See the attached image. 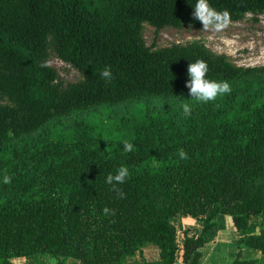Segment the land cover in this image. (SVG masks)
I'll return each instance as SVG.
<instances>
[{"label": "trees", "instance_id": "16d2710c", "mask_svg": "<svg viewBox=\"0 0 264 264\" xmlns=\"http://www.w3.org/2000/svg\"><path fill=\"white\" fill-rule=\"evenodd\" d=\"M230 21L263 13L264 0H209ZM194 0H0V261L52 255L57 263L125 264L146 244L175 264L177 217L203 225L184 231L183 264H198L205 234L220 215L240 234L232 264H259L245 249L264 253V65L238 66L199 42L146 46L145 22L157 29L201 25ZM52 56L82 78L66 83ZM203 60L207 76L227 81L214 101L188 96L186 69ZM45 65V66H41ZM112 79L99 72L105 67ZM183 98L191 114L169 99ZM128 104L121 116L88 115ZM57 122L44 137L31 136ZM133 145L125 152L123 142ZM186 158L178 156V150ZM125 166L117 195L105 183ZM7 176V183L3 178ZM107 207L108 214L103 212Z\"/></svg>", "mask_w": 264, "mask_h": 264}, {"label": "rangeland", "instance_id": "374dc122", "mask_svg": "<svg viewBox=\"0 0 264 264\" xmlns=\"http://www.w3.org/2000/svg\"><path fill=\"white\" fill-rule=\"evenodd\" d=\"M201 28L202 25H184L180 28L166 26L161 29H157L150 23L145 22L143 24L142 35L146 46L152 50L175 44L186 45L192 42H199L214 53L227 56L230 61L238 66L248 67L264 65V12L248 13L242 20L230 21L229 25L220 32H215L213 30L204 31ZM48 64L59 72L60 76L66 83L76 82L82 78L80 72L76 68L59 60L56 56H52ZM169 101L170 104L180 106L185 99L175 98L169 99ZM0 102L9 105L12 104V101H10L6 95L1 93ZM126 107H128V104L105 105L85 113L82 112L70 116L64 119L63 123L66 125H72L76 120L92 114L102 115L105 117L110 116V114L107 113L109 110L113 111L111 116L115 118L117 116H121ZM56 124L58 123L50 122L38 132L33 134L30 140L38 137H44L52 128L55 127ZM256 187L264 192V177L256 183ZM255 223L256 225L251 228V232L253 234H260L264 231V216L259 218ZM176 224L179 229L178 240L182 241L184 231H182L181 226H179L178 220L176 221ZM143 253L144 252L141 249V255L138 256L136 259L137 261L135 263L128 264H144L145 259L143 258ZM30 260H33L34 263L38 264L57 263L56 259L50 254H40L38 257H32ZM0 264H2V261H0ZM69 264L78 263L70 261ZM125 264H127V262Z\"/></svg>", "mask_w": 264, "mask_h": 264}, {"label": "clouds", "instance_id": "9594fccd", "mask_svg": "<svg viewBox=\"0 0 264 264\" xmlns=\"http://www.w3.org/2000/svg\"><path fill=\"white\" fill-rule=\"evenodd\" d=\"M190 4V3H189ZM191 6V18L193 21H198L202 25V30L220 32L226 28L230 23V13L227 10L217 11L213 8L209 0H194ZM42 67L45 65H41ZM209 69L203 60L190 61L187 65L185 80V87L188 90V96L195 98L199 102L214 101L218 96L230 93L231 88L227 81H217L209 79L207 76ZM99 76L105 81L112 79V71L109 67L105 66L100 72ZM182 111L185 117L191 114L189 104L182 105ZM123 149L129 152L133 149V145L127 141L123 142ZM178 156L181 159L186 158V153L181 149L178 150ZM129 176V169L125 166H120L116 169L115 174H109L105 183L109 184L112 190L117 192V195L123 197L124 193L117 187L123 184ZM9 177L5 176L3 182L7 183ZM109 209L105 207L103 212L109 213Z\"/></svg>", "mask_w": 264, "mask_h": 264}, {"label": "crops", "instance_id": "0c3cea01", "mask_svg": "<svg viewBox=\"0 0 264 264\" xmlns=\"http://www.w3.org/2000/svg\"><path fill=\"white\" fill-rule=\"evenodd\" d=\"M231 218V217H230ZM229 217L220 215L216 218L217 225L205 234L207 242L200 249L202 257L198 264H232L237 257L239 247L238 241L241 238L240 234L234 229L232 220ZM179 226H181L182 231L190 229V232L201 233L203 225L200 221L190 217V216H178ZM186 229V230H185ZM179 234V233H178ZM184 235V232H183ZM183 241V238H182ZM178 240L179 251L177 255V260L175 264H183L182 254H183V242ZM154 244H146L141 249L144 252L143 258L145 262H153L159 259V249ZM151 253V254H150ZM153 253V256H152ZM150 254V255H149ZM140 252H137L132 257H129L126 262L135 263L140 256ZM152 256V258H151ZM244 258L248 260H255L259 264H264V253L257 249H245ZM31 258L26 257H14L10 259V264H38L34 263ZM74 261V260H70ZM67 262V264L70 263ZM125 262V263H126Z\"/></svg>", "mask_w": 264, "mask_h": 264}]
</instances>
